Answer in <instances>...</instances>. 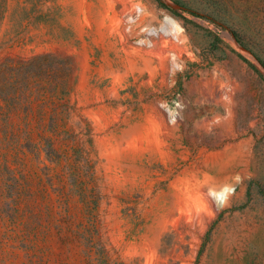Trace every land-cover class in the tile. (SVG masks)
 <instances>
[{"label":"rangeland","instance_id":"374dc122","mask_svg":"<svg viewBox=\"0 0 264 264\" xmlns=\"http://www.w3.org/2000/svg\"><path fill=\"white\" fill-rule=\"evenodd\" d=\"M0 264H264V0H0Z\"/></svg>","mask_w":264,"mask_h":264},{"label":"trees","instance_id":"16d2710c","mask_svg":"<svg viewBox=\"0 0 264 264\" xmlns=\"http://www.w3.org/2000/svg\"><path fill=\"white\" fill-rule=\"evenodd\" d=\"M4 63H5V62L3 61L0 65L2 66ZM0 71H1V72H4V69H1ZM0 74H2V73H0Z\"/></svg>","mask_w":264,"mask_h":264}]
</instances>
